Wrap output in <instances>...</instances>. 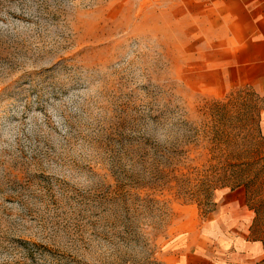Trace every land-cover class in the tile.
Instances as JSON below:
<instances>
[{
  "label": "rangeland",
  "instance_id": "rangeland-1",
  "mask_svg": "<svg viewBox=\"0 0 264 264\" xmlns=\"http://www.w3.org/2000/svg\"><path fill=\"white\" fill-rule=\"evenodd\" d=\"M182 1L0 0V264H230L242 198L264 234V100Z\"/></svg>",
  "mask_w": 264,
  "mask_h": 264
},
{
  "label": "crops",
  "instance_id": "crops-1",
  "mask_svg": "<svg viewBox=\"0 0 264 264\" xmlns=\"http://www.w3.org/2000/svg\"><path fill=\"white\" fill-rule=\"evenodd\" d=\"M181 9L186 22L190 16L192 27H199L202 41L213 48L202 56H207L206 63L215 66L216 77L229 80L231 85H249L264 100V0H183ZM261 124L264 129V110ZM239 206L238 214L247 223V235H239L241 248L237 247L238 253L230 264H236L233 259L238 255L240 264H261L264 234L251 240L250 226L255 218L245 198Z\"/></svg>",
  "mask_w": 264,
  "mask_h": 264
}]
</instances>
